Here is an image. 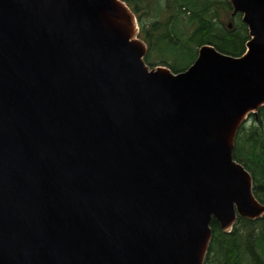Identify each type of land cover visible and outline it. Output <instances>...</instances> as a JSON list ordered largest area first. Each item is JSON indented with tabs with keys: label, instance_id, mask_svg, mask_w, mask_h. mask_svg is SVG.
Instances as JSON below:
<instances>
[{
	"label": "water",
	"instance_id": "1",
	"mask_svg": "<svg viewBox=\"0 0 264 264\" xmlns=\"http://www.w3.org/2000/svg\"><path fill=\"white\" fill-rule=\"evenodd\" d=\"M229 2L245 53L174 73L122 0H0V264H205L213 219L264 218L233 156L264 107V0Z\"/></svg>",
	"mask_w": 264,
	"mask_h": 264
},
{
	"label": "trees",
	"instance_id": "2",
	"mask_svg": "<svg viewBox=\"0 0 264 264\" xmlns=\"http://www.w3.org/2000/svg\"><path fill=\"white\" fill-rule=\"evenodd\" d=\"M122 1L136 14L140 37L149 48L146 63L150 67L162 65L174 73L182 72L194 63L203 45L240 57L250 40L241 14L232 17L233 9L227 0ZM227 14L231 22L226 25ZM155 48H160L161 54L171 53L172 60H150V51ZM184 56L188 64L182 62ZM233 156L252 175L254 195L264 205V107L257 117L251 115L241 126ZM211 229L213 239L205 264H264V218H239L230 233L223 232L213 219Z\"/></svg>",
	"mask_w": 264,
	"mask_h": 264
},
{
	"label": "rangeland",
	"instance_id": "3",
	"mask_svg": "<svg viewBox=\"0 0 264 264\" xmlns=\"http://www.w3.org/2000/svg\"><path fill=\"white\" fill-rule=\"evenodd\" d=\"M227 1L229 2V0H227ZM224 20H225V24L226 25L229 22H231V19L229 20L228 14H227V16H224ZM163 46L166 47V45H163ZM149 57H150V60H152L154 62H158L159 60L160 61L161 60H167V61H171L172 60V54L169 53L168 51H165L163 54H161L160 53V48H155V49L151 50L150 54H149ZM181 60H183L182 62L185 63V64L189 63V60H188V58L186 56L182 57Z\"/></svg>",
	"mask_w": 264,
	"mask_h": 264
}]
</instances>
